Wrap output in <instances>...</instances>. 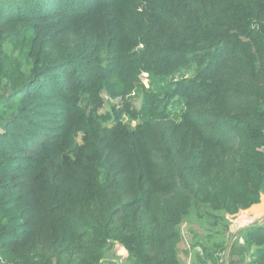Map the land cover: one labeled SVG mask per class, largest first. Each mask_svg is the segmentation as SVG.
I'll list each match as a JSON object with an SVG mask.
<instances>
[{"label": "trees", "instance_id": "trees-1", "mask_svg": "<svg viewBox=\"0 0 264 264\" xmlns=\"http://www.w3.org/2000/svg\"><path fill=\"white\" fill-rule=\"evenodd\" d=\"M263 193L264 0H0V264H221Z\"/></svg>", "mask_w": 264, "mask_h": 264}, {"label": "crops", "instance_id": "crops-1", "mask_svg": "<svg viewBox=\"0 0 264 264\" xmlns=\"http://www.w3.org/2000/svg\"><path fill=\"white\" fill-rule=\"evenodd\" d=\"M211 217L212 215L210 217L207 215V216H204V219L207 223H209L208 224L209 227L215 230H218L220 227V224L219 226H216L215 224H218L220 221H218L217 219H213V218H212V221H210ZM260 219L264 221V193L262 194V199L258 204H255L246 210H241L238 214L234 216L225 215V218H224L223 224L221 225L222 227L220 230H223L225 235L227 236L228 242L226 244V247L228 245L230 246V249H229L230 259L232 258V255L234 253V245H233L234 241L240 239L242 243V239L240 238V235H239L240 230L243 227H246L250 224L259 222ZM184 224L188 225L187 222H185ZM192 227L195 228L196 226H192ZM186 230L188 233L191 234V236L189 237L188 241L183 238L182 243L179 246V254L182 255L183 257L182 264H186V261H187V255H188L187 244L191 245L192 257L195 256V252L197 250H200L199 247H195L192 245L193 243L192 242L193 240H191L193 239L192 232L188 230V227L186 228ZM115 248L117 250L116 254H114L116 257H121L122 259L127 256V251L125 250V248H123L119 244H117ZM231 262H234L232 264H243L244 263V262L239 263L238 261L235 262L232 260Z\"/></svg>", "mask_w": 264, "mask_h": 264}, {"label": "rangeland", "instance_id": "rangeland-1", "mask_svg": "<svg viewBox=\"0 0 264 264\" xmlns=\"http://www.w3.org/2000/svg\"><path fill=\"white\" fill-rule=\"evenodd\" d=\"M142 81H143V83H147V80H146V76H143L142 77ZM106 101H109L108 103H105V105L99 110V113L100 114H105L106 112H110V109H111V105L112 104H115V103H118V99H116L115 101L114 100H109V99H106ZM132 104L135 106V107H139V105H140V98L139 97H136V96H133V100H132ZM194 212V211H193ZM216 214H219V217H218V221H220L218 224H215L216 226H219V224H220V227H219V229L218 230H220L221 229V225L223 224V221H224V218H225V213H224V211H221V212H218V213H216ZM204 215V214H203ZM191 215H189V216H187V217H190ZM199 220H202L201 218H199ZM210 221H212V218L210 219ZM205 223L208 225V223L205 221ZM186 228H187V225L186 224H182V226H181V229H182V233H183V238L185 239V240H187L188 241V239H189V237L191 236V234L190 233H188L187 232V230H186ZM203 234H204V232L202 231V228H198L197 226L195 227V229H194V232H192V235L193 236H198L199 237V239L203 236ZM227 237V236H226ZM192 240V239H191ZM192 242H194V239H193V241ZM227 242H228V240H227ZM227 242H226V244H227ZM181 243H182V241H181ZM181 243L179 244V246L181 245ZM116 245L117 244H115L113 247H112V252L114 253V254H116V252H117V250H116ZM233 245H234V253H233V255H232V258L230 259V252H229V256H228V261H229V263L230 264H232V263H234V262H231V260L232 261H238V262H244L245 260H248V255L246 254V251L244 250V249H242L241 248V245H242V243H241V241H240V239H238V240H235L234 241V243H233ZM121 250V249H120ZM178 258H179V263L180 264H182L183 263V257H182V255H180L179 253H178ZM221 260V258H220V256H219V261ZM221 262V261H220Z\"/></svg>", "mask_w": 264, "mask_h": 264}, {"label": "built area", "instance_id": "built-area-1", "mask_svg": "<svg viewBox=\"0 0 264 264\" xmlns=\"http://www.w3.org/2000/svg\"><path fill=\"white\" fill-rule=\"evenodd\" d=\"M143 76H146V74L144 73L143 74ZM147 84V83H146ZM145 84V85H146ZM147 86V85H146ZM105 99H109V98H107L106 96H105ZM116 99H118V101H119V99L120 98H115V99H109V100H116ZM261 221H263L262 219H260L259 220V222H261ZM182 230V229H181ZM182 235H183V233H182ZM229 249H230V246L228 245L226 248H225V250L224 251H222L220 254H219V256H220V258H221V264H230L229 263V261H228V256H229ZM187 250H188V255H187V261H186V264H197L196 262H195V259H194V257H192V250H191V245L190 244H187Z\"/></svg>", "mask_w": 264, "mask_h": 264}, {"label": "water", "instance_id": "water-1", "mask_svg": "<svg viewBox=\"0 0 264 264\" xmlns=\"http://www.w3.org/2000/svg\"><path fill=\"white\" fill-rule=\"evenodd\" d=\"M105 258H106V259H109V253H106V254H105Z\"/></svg>", "mask_w": 264, "mask_h": 264}]
</instances>
